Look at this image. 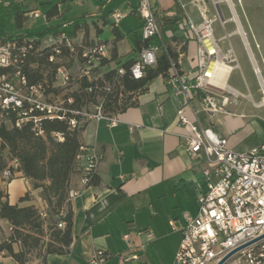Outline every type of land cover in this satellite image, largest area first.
Returning <instances> with one entry per match:
<instances>
[{
    "label": "crops",
    "instance_id": "1",
    "mask_svg": "<svg viewBox=\"0 0 264 264\" xmlns=\"http://www.w3.org/2000/svg\"><path fill=\"white\" fill-rule=\"evenodd\" d=\"M158 1L154 0V9L159 16L173 18L179 15L188 25L193 24V19H195L191 6L199 11L201 20L204 13H207L212 19L218 18L219 20L216 9L219 4L217 3L225 2L230 17L226 19L222 13L224 22L226 24L231 22L237 26L230 35L237 34L241 37L250 62L249 65L258 85L256 93L261 94L260 85L264 83V45L261 44V38L256 43V36L252 34L257 53L253 52L233 3H231L233 4L232 9L238 22L233 18L230 5L224 0H212L217 4L214 8L216 11L213 9V15H211L210 8L212 5L208 0H174L171 6L164 11L158 10ZM92 2L97 6L98 14L93 13L67 20H64L59 5L50 7V9L53 6L58 7V15L51 19L46 16L50 9L43 14L39 9L29 6L33 11H39L44 16L49 27L43 32L28 31L34 34L47 32L49 38L46 40L43 37L34 38L39 47L57 46L61 42L52 45L46 43L56 37L60 39L61 26L70 27L85 17L81 23V29L73 37H68L79 52L80 45L84 47L106 46L103 59L106 63L102 64L101 62L94 70V80H97L110 69L120 67V64L134 63L139 59L140 51H135L134 39L136 35L139 39L141 38L143 20L137 14L136 5L124 3L120 10L118 8L124 15V19L119 28H116L121 38L116 39L111 19L112 11L107 16L102 13L107 3L101 6L95 0ZM0 3L9 5L4 0H0ZM12 3H23L28 6L24 1ZM70 8L71 6L67 5V10ZM129 16H134L140 24L127 31L122 28V23ZM224 22H222V26ZM239 27L242 34L239 33ZM104 35L107 37L103 38ZM227 35L230 37L229 34ZM77 36L82 37L76 44ZM218 40L221 41V39ZM164 41L173 52L178 54L177 61L180 68L184 72H190L194 77L197 73L195 58L197 45L195 41L188 34L183 41H176L169 33L165 35ZM262 42H264L263 35ZM228 49L229 47L226 48V50ZM114 52L117 53L119 59L116 62H112ZM80 65L79 53L68 55L66 66L72 74V83L74 80H78ZM74 67L77 68V71ZM230 88L238 92L231 86ZM49 94L53 100H59V96L55 92ZM242 97L253 101L252 93L247 96L242 95ZM69 98L73 99L71 96ZM185 102V95L175 94L168 87L166 80L160 77L150 82L145 92L135 95L133 97L134 105L123 113L112 116L103 114L105 118L97 120L92 116L97 113V108H102V105H93L96 110L85 118L86 127L81 142L94 149L102 157L97 173L99 184L84 188L81 172L72 177L71 187L82 192L71 202L73 243L70 249L63 255H49L44 262L34 259L28 264H89L96 250H103L107 255L105 264H175V257L182 239L179 230L184 225L183 214L189 213L196 216L199 209L198 197L208 191L207 180L204 176L208 165L205 161L194 159L188 154L184 137L190 135V131L180 125L177 116L178 110ZM253 103L258 109L264 108L262 94L261 100L253 101ZM194 104L196 109L200 108L198 99H195ZM186 112L189 119L193 121L194 116L191 111L187 110ZM235 112L236 110L229 111V114H218L214 117L203 112L198 114L202 126L211 128L218 137L226 139L229 147L234 151H236L234 144L225 134L219 132L218 121H220V116H235ZM111 119L116 120L115 126H111ZM229 128L232 129L231 126ZM263 142L264 140L261 144ZM249 150L251 149L244 152ZM19 177L22 176L19 175ZM16 184L21 183L15 181L10 182L8 186H2L8 194V201L11 205L19 207L39 205L41 199L36 194L35 200L32 202L20 203V200L31 191V186L27 189L20 187L15 190L13 199L10 201L9 187ZM192 197L196 198L195 206L189 203ZM171 223L174 224L176 230ZM10 229L8 222L0 219V244L8 238L11 233ZM142 231L151 233L152 239L140 235ZM124 236L129 237L128 241L124 240ZM133 253H138L139 259L124 263L123 257ZM0 264H16V262L2 253L0 254Z\"/></svg>",
    "mask_w": 264,
    "mask_h": 264
},
{
    "label": "built area",
    "instance_id": "2",
    "mask_svg": "<svg viewBox=\"0 0 264 264\" xmlns=\"http://www.w3.org/2000/svg\"><path fill=\"white\" fill-rule=\"evenodd\" d=\"M137 14L143 20L142 41L148 45L143 47L139 59L130 67V74L133 79L141 80L146 69L155 67L159 56L168 50L152 0H139ZM27 16L33 19L44 17L39 11ZM111 19L113 27L119 28L124 15L116 9L111 13ZM215 21L204 13L198 26L188 25L187 33L197 45L195 76L184 72L179 62L169 57L171 68L165 79L175 94L186 97L185 104L177 112L180 125L190 131V135L184 137L186 150L192 158L208 165L204 171L208 191L198 197L196 216L183 214L184 225L179 230L182 239L175 264H264V142L247 152H236L226 139L218 137L211 128H204L198 116L200 112L210 117L229 114V107L242 98L228 85L231 73L239 69L238 59L231 46L222 50L221 41L214 35ZM67 27L65 25L63 29ZM225 38L229 39V36ZM151 41L157 43L151 44ZM60 42L57 46L41 48L34 38L0 41V125L22 128L31 124L34 133L43 137L42 123L45 120L69 121L74 129L77 122L69 119V115L90 116L69 108L73 99L53 100L47 93L46 84L30 81L27 72L29 59L42 55L47 49L51 52L49 63L61 64L55 73L54 88H66L73 81L64 62L65 50L71 55L79 53L78 79L94 81V70L103 61L106 46L80 45L79 52L65 32L60 34ZM134 68H138L140 75L133 72ZM118 71L121 75L126 72L124 68ZM260 86L264 104V83ZM195 99L199 100V109L195 108ZM187 110L194 116L193 121L187 116ZM92 117L104 119L102 108H97ZM110 124L115 126L116 120L111 119ZM55 137L59 142L64 141L62 134H55ZM77 159L81 164L82 185L87 188L97 176L102 157L94 149L82 146ZM12 167L0 178L4 187L21 175L17 162H13ZM81 192L71 190L69 199L72 201ZM37 207L45 218V205L41 200ZM171 225L176 230L174 224ZM58 227L63 229L64 224ZM140 235L152 239V234L147 231L140 232ZM128 239L124 236V240ZM138 259V253H133L124 256L123 262ZM106 260L105 252L96 250L89 264H105Z\"/></svg>",
    "mask_w": 264,
    "mask_h": 264
},
{
    "label": "trees",
    "instance_id": "3",
    "mask_svg": "<svg viewBox=\"0 0 264 264\" xmlns=\"http://www.w3.org/2000/svg\"><path fill=\"white\" fill-rule=\"evenodd\" d=\"M104 6L108 0H95ZM33 12L29 6L23 3H0V41L5 43L14 39L40 38L48 39L47 32L34 34L25 30V24L29 20L27 14ZM58 15V7L53 6L47 13L48 19ZM163 35L167 33L173 36V40L183 41L186 38L188 24L176 15L173 18L159 16ZM85 17L75 24L63 29L69 37H73L81 29V23ZM25 31V32H24ZM116 39L121 36L116 28L113 30ZM135 51H140L148 43H143L142 38L135 36ZM157 41H151L155 44ZM168 53H162L158 63L153 68L146 69L145 77L135 80L130 74L132 62L120 64V67L110 69L102 78L88 82L80 80L79 88L66 95L73 98V103L68 107L76 112L85 113V108L93 105H102L105 115H118L134 105L133 97L147 90L150 82L158 78H168L170 73L169 57L177 61L178 54L167 45ZM49 49L42 55L32 56L27 65V72L32 83H44L48 86L47 93L59 95L61 88H54L55 73L61 64H51L48 57ZM69 53L65 50L64 62ZM117 53L112 55V62L118 61ZM106 61H102L105 64ZM119 68L125 69V74H119ZM52 90V91H51ZM91 90V91H90ZM99 99L101 101H99ZM85 116L69 115V119L77 122V127L72 129L69 121L45 120L42 128L43 137L37 136L32 130L31 124L22 128H10L0 125V178L6 170H12L13 162L19 164L18 172L31 184L28 192L20 203L32 202L35 194L45 205L46 217L43 218L40 209L35 205L19 207L11 205L8 194L0 183V219L7 221L10 226V235L0 244V254H5L16 264H28L34 259L44 262L49 255H63L70 249L73 243V211L69 192L71 179L81 172V164L77 157L80 148L85 146L81 137L85 131ZM55 134H62L63 142L56 140ZM99 184L97 176L92 179L90 186ZM64 224L63 229L59 225ZM17 246V248H16Z\"/></svg>",
    "mask_w": 264,
    "mask_h": 264
},
{
    "label": "rangeland",
    "instance_id": "4",
    "mask_svg": "<svg viewBox=\"0 0 264 264\" xmlns=\"http://www.w3.org/2000/svg\"><path fill=\"white\" fill-rule=\"evenodd\" d=\"M7 3L24 1L28 6L33 9H39L43 14H45L52 5H59L62 10V14L64 16V20L79 17V16H87L93 13L98 14L97 6L92 2V0H4ZM187 1V0H186ZM235 6V10L237 15L239 16L240 23L242 28L246 34L247 40L253 52L256 54L257 50L255 48V41L258 43L259 38L262 35L264 36V0H231ZM131 3L134 6H138L139 0H109L106 7L102 11V13L107 16L109 13L114 10H120L121 6L124 3ZM174 0H159L158 1V10L164 11L171 6ZM183 2V1H182ZM209 4L212 5L211 15H213L214 10L216 11L215 6L217 4L220 5V9L224 14V17L228 19L230 17V13L225 2L221 3H213L212 0H208ZM184 3V2H183ZM152 4L154 5V0H152ZM67 5H70L71 8L67 10ZM194 11L193 25L198 26L202 20L200 19L199 11L191 6ZM214 9V10H213ZM245 15V17H244ZM157 16V15H156ZM158 19V18H157ZM214 23V35L216 39H221V47L223 50H226L230 45L233 47L236 53V57L240 64V68L236 69L232 72L229 85L240 92L243 96L249 95L252 93L253 101L259 102L261 100V94L256 93V88L258 87L255 77L253 75L252 69L249 65V60L245 48L243 46L242 39L239 35L233 33L236 29V25L229 22L225 25V28L222 26L221 20L218 18L215 19ZM159 22V20H158ZM140 22L134 18V16L127 17L126 20L122 23V28L124 30H131L132 27H138ZM55 25V24H54ZM49 27L48 22L44 17L40 19H29L25 24V30H31L32 32H43ZM229 34V39H226V35ZM253 35H255V41L253 39ZM82 36H77L75 43L77 44L81 40ZM107 36L104 35L103 38ZM225 38V39H223ZM223 39V40H222ZM60 39L56 37V39L48 40L46 44H59ZM75 71L77 68L74 67ZM264 77V71H263ZM80 86V80H74V82L66 88H62L59 90V99L63 100L66 95H70L75 92ZM52 91V90H51ZM99 101H101L99 99ZM251 100H248L244 97L240 98L237 101L236 105L231 106L228 110L230 112H234L236 110L235 116H220V121L218 130L222 134H225L227 138H229L230 142L234 144V148L237 152H244L248 149H252L255 146L261 144L264 140V108H256L254 103ZM95 106L90 108H85L84 112L86 114H93L95 112ZM97 111V110H96ZM103 113V110H102ZM104 114V113H103ZM232 127L230 129L229 127ZM238 126V127H237ZM236 128V129H233ZM15 181H20L21 184H16L15 186L9 187V199L12 201L15 190L18 188H29L31 184L29 181L23 177H17L12 180L11 183ZM34 194H37L34 193ZM195 199V200H194ZM190 204L196 203V198L191 199ZM37 253V252H36ZM36 253L32 255V261Z\"/></svg>",
    "mask_w": 264,
    "mask_h": 264
},
{
    "label": "bare ground",
    "instance_id": "5",
    "mask_svg": "<svg viewBox=\"0 0 264 264\" xmlns=\"http://www.w3.org/2000/svg\"><path fill=\"white\" fill-rule=\"evenodd\" d=\"M224 1H226V2L228 3V5H230V7H231V9H232V5H233V4H231L232 2H231L230 0H224ZM233 6H234V5H233ZM232 12H233V18H234V20H235L236 22H238V19H237L236 15H235L233 9H232ZM233 22H234V21H233ZM239 33L242 34V31H241L240 27H239Z\"/></svg>",
    "mask_w": 264,
    "mask_h": 264
},
{
    "label": "water",
    "instance_id": "6",
    "mask_svg": "<svg viewBox=\"0 0 264 264\" xmlns=\"http://www.w3.org/2000/svg\"><path fill=\"white\" fill-rule=\"evenodd\" d=\"M216 9H217V14H218L219 19L221 20V22H224L225 19H224V17H223V14H222V12H221V9H220L219 5L216 6ZM231 255H232V254H231Z\"/></svg>",
    "mask_w": 264,
    "mask_h": 264
},
{
    "label": "clouds",
    "instance_id": "7",
    "mask_svg": "<svg viewBox=\"0 0 264 264\" xmlns=\"http://www.w3.org/2000/svg\"><path fill=\"white\" fill-rule=\"evenodd\" d=\"M133 72L138 76V75H140V73H139V71H138V68H134L133 69Z\"/></svg>",
    "mask_w": 264,
    "mask_h": 264
}]
</instances>
